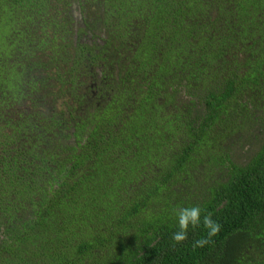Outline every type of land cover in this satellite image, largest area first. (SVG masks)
I'll use <instances>...</instances> for the list:
<instances>
[{
	"label": "trees",
	"instance_id": "obj_1",
	"mask_svg": "<svg viewBox=\"0 0 264 264\" xmlns=\"http://www.w3.org/2000/svg\"><path fill=\"white\" fill-rule=\"evenodd\" d=\"M0 264H264V0H0Z\"/></svg>",
	"mask_w": 264,
	"mask_h": 264
},
{
	"label": "clouds",
	"instance_id": "obj_2",
	"mask_svg": "<svg viewBox=\"0 0 264 264\" xmlns=\"http://www.w3.org/2000/svg\"><path fill=\"white\" fill-rule=\"evenodd\" d=\"M201 213L202 209L198 205L182 207L176 211L179 230L172 234L174 244L183 243L188 239L189 227L197 229L201 225L206 230V236L197 239L193 244V248L204 247L213 242L212 237L219 233L221 225L212 219L211 213L205 214L203 217H201Z\"/></svg>",
	"mask_w": 264,
	"mask_h": 264
}]
</instances>
